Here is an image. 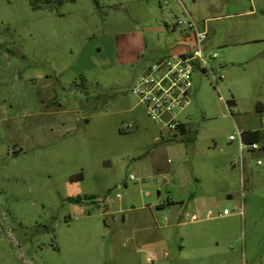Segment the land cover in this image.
<instances>
[{"label": "rangeland", "instance_id": "rangeland-1", "mask_svg": "<svg viewBox=\"0 0 264 264\" xmlns=\"http://www.w3.org/2000/svg\"><path fill=\"white\" fill-rule=\"evenodd\" d=\"M189 15L217 59L182 135L133 88ZM258 104L264 0H0V264H264Z\"/></svg>", "mask_w": 264, "mask_h": 264}, {"label": "built area", "instance_id": "built-area-1", "mask_svg": "<svg viewBox=\"0 0 264 264\" xmlns=\"http://www.w3.org/2000/svg\"><path fill=\"white\" fill-rule=\"evenodd\" d=\"M178 27L190 32L184 33L185 42L190 45L187 46L189 50L179 56H166L155 61L133 88V93L145 106L149 118L168 132H180L183 126L188 129L178 117L191 104L194 73L197 70L205 74L210 72V61L217 59L215 52L205 49L208 31L200 28L190 15L178 21ZM239 136L242 138L243 132ZM235 140L236 137L231 136V141ZM241 150L264 153V144L247 145L242 139ZM257 164L263 166L264 162L259 160Z\"/></svg>", "mask_w": 264, "mask_h": 264}, {"label": "trees", "instance_id": "trees-1", "mask_svg": "<svg viewBox=\"0 0 264 264\" xmlns=\"http://www.w3.org/2000/svg\"><path fill=\"white\" fill-rule=\"evenodd\" d=\"M77 0H29L32 10L41 11L45 9H55L63 6L66 3H75ZM97 3V0H94ZM257 111L264 110L262 104H258L256 107ZM187 132L186 127L180 129V133L185 135ZM243 142L247 145H252L254 143L264 144V130L257 131H246L243 132L242 136ZM90 199V198H89ZM72 202L80 203L81 199H71Z\"/></svg>", "mask_w": 264, "mask_h": 264}, {"label": "water", "instance_id": "water-1", "mask_svg": "<svg viewBox=\"0 0 264 264\" xmlns=\"http://www.w3.org/2000/svg\"><path fill=\"white\" fill-rule=\"evenodd\" d=\"M109 165V163H106V166H108Z\"/></svg>", "mask_w": 264, "mask_h": 264}]
</instances>
